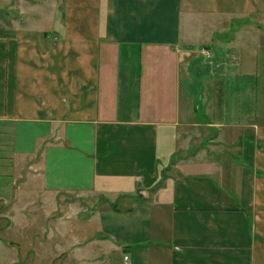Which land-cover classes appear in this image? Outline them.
I'll list each match as a JSON object with an SVG mask.
<instances>
[{"label": "crops", "instance_id": "crops-1", "mask_svg": "<svg viewBox=\"0 0 264 264\" xmlns=\"http://www.w3.org/2000/svg\"><path fill=\"white\" fill-rule=\"evenodd\" d=\"M0 11V264H264V0Z\"/></svg>", "mask_w": 264, "mask_h": 264}, {"label": "rangeland", "instance_id": "rangeland-1", "mask_svg": "<svg viewBox=\"0 0 264 264\" xmlns=\"http://www.w3.org/2000/svg\"><path fill=\"white\" fill-rule=\"evenodd\" d=\"M3 1H5V0H3ZM25 0H14V2L16 3H18V4H21L22 2H24ZM8 4V3H7ZM6 9H7V6L6 7H4L0 12L1 13H3V12H6ZM18 10H20V8L18 9ZM202 48H206V47H202ZM208 49V48H207ZM208 51H209V53L211 54L210 56H211V58H210V60H205L203 57H202V55H201V48L199 49V52H198V55L200 56V57H202V59L206 62V63H209V64H212L213 63V56H212V52L208 49ZM201 146H203V145H201ZM206 149V151H208V154L209 155H211V152H212V154H215L213 151H211V149H208V148H205ZM192 152L193 151H195V149L193 148L192 150H191ZM213 156V155H212ZM102 199H104V198H102ZM24 216H26V214L24 215ZM21 222H19L18 221V225H21L20 224ZM17 234H18V236H21V238H24V235H25V233H24V231L23 230H20L19 228L17 229ZM150 241H151V243H150ZM149 245L147 246V245H145L146 247H151V250H154L155 249V246H156V240H154V238L152 239H150L149 240ZM158 243V242H157ZM26 246H25V244L22 246V251H26ZM121 257V259H122V255L121 256H119L118 257V255H117V257L115 258V260H114V255L112 256H110V259H107L108 257H105L104 259H103V261H105L106 263L107 262H109V260L110 261H112V263L114 262V264H118V258H120ZM21 260H19L18 262H19V264H29L30 263V261H29V259L27 260L26 259V256L23 254V252L21 253ZM127 258V257H126ZM124 261H126V260H124ZM129 263V262H128ZM128 263H126V264H128Z\"/></svg>", "mask_w": 264, "mask_h": 264}, {"label": "built area", "instance_id": "built-area-1", "mask_svg": "<svg viewBox=\"0 0 264 264\" xmlns=\"http://www.w3.org/2000/svg\"><path fill=\"white\" fill-rule=\"evenodd\" d=\"M201 55L205 60H210L211 54L209 53L207 48H201ZM124 260H127L126 257H124Z\"/></svg>", "mask_w": 264, "mask_h": 264}]
</instances>
